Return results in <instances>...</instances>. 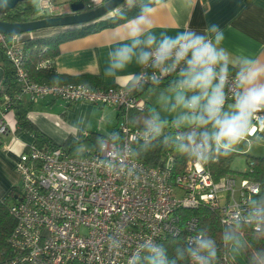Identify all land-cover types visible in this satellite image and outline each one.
I'll use <instances>...</instances> for the list:
<instances>
[{
    "label": "built area",
    "instance_id": "2783aa9c",
    "mask_svg": "<svg viewBox=\"0 0 264 264\" xmlns=\"http://www.w3.org/2000/svg\"><path fill=\"white\" fill-rule=\"evenodd\" d=\"M91 1L94 0H87L89 8ZM40 2L45 11L42 16L67 13L53 12L57 7L51 0ZM68 7L70 10V3ZM15 38L16 35L0 33V48L14 69L19 97L27 95L32 102L49 97L68 103L85 101L114 107L118 111L119 139L105 138L89 154H71L61 147L38 148L33 143L23 145L15 163L21 180L20 193L10 205L16 219L10 237L14 262L137 264L146 254H154L152 247L161 248L165 238L184 231L190 248L189 263L201 264L192 255L196 251L203 261L206 257L196 243L197 239L203 240L198 219L190 216L181 221L178 212L201 205L214 210L223 225L247 224L255 232L264 227L259 183L244 174L214 179L206 163L211 145L193 152L202 139L194 138L195 145H190L192 158L176 174L171 172L168 152L155 166L143 164L133 156V144L147 142L157 125L153 119L144 126L130 122V111H142L146 106L135 90L182 69L186 60L176 58L180 45L172 47L171 56L162 63L157 61L161 48L150 50L128 86L93 87L84 83L33 81L24 67V51ZM213 71L219 83L223 79V108L235 103L241 93L242 72L224 71L218 63ZM3 98L8 99L6 95ZM188 106L195 113L193 104ZM3 114L0 109V137L11 132ZM160 128L177 142L198 132L195 123L188 130L176 121ZM257 132L264 134V109L253 113L245 136L252 137ZM232 262L223 253L219 264Z\"/></svg>",
    "mask_w": 264,
    "mask_h": 264
},
{
    "label": "crops",
    "instance_id": "0c3cea01",
    "mask_svg": "<svg viewBox=\"0 0 264 264\" xmlns=\"http://www.w3.org/2000/svg\"><path fill=\"white\" fill-rule=\"evenodd\" d=\"M55 30L21 33L19 43ZM218 33L222 36L219 42L215 39ZM189 34L203 36L224 53L225 58L218 62L222 69L232 67L246 76L264 68V0H161L126 22L62 41L51 64L62 74L94 77L92 80L98 81V85H90L93 87L128 86L150 50L161 48L166 42L179 45L176 41ZM257 83L264 84V77ZM3 87L0 67V91ZM149 87L139 93L142 98ZM143 100L148 112L143 113L142 122H146L155 117L149 102ZM233 105L228 103L224 108ZM3 118L11 132L0 137V198L13 186L17 153L23 145L33 143L30 134L14 132L15 121L10 112L4 113ZM28 118L51 140L61 144L68 136L77 137L81 132L109 135L116 127L118 111L111 106L104 110L99 104L68 103L47 97L32 102Z\"/></svg>",
    "mask_w": 264,
    "mask_h": 264
},
{
    "label": "trees",
    "instance_id": "16d2710c",
    "mask_svg": "<svg viewBox=\"0 0 264 264\" xmlns=\"http://www.w3.org/2000/svg\"><path fill=\"white\" fill-rule=\"evenodd\" d=\"M82 1L86 10L91 8L87 7V0ZM105 1L107 0L103 2ZM159 1L161 0H125L116 12H111L93 22L73 28L51 27L57 29L47 35H35L27 38L21 43V48L25 54V70L30 78L36 82L85 83L89 86H97L98 81H93L92 79L95 78L92 76L84 74L70 76L55 70L51 60L58 53V45L62 41L126 22ZM39 17L45 16L35 14L31 0L18 2L13 8L0 13L1 19L12 22L27 21ZM43 62H46L45 66H40ZM0 67L2 68V84L4 86V89L0 91V109L3 113L10 112L12 114L15 121L14 132L24 131L30 134L35 147H61L71 154H89L98 149L105 138L119 139V131L116 124V127L109 135L99 132H81L77 137L68 136L61 144L55 143L28 118L32 101L25 102L22 97H19V87L14 75V69L1 48ZM186 70L187 63L185 61L179 71H174L167 77L149 85H143L138 90H135V93L139 95L141 90L146 89L148 86H164L176 83L179 88L181 87L184 90L188 103H192L194 98L199 99V103L193 105L194 114L197 118L194 123L197 124L198 132L186 135L181 141L177 142L164 135L155 118L150 117L146 122H142V119L145 120L143 113L148 112L145 110L146 106L142 111L131 110L130 122L133 125L144 126L153 119L157 124L155 130H158H154L153 135L147 142H135L133 144V156L143 164L155 166L163 158L164 154L168 152L172 159L171 172L176 174L182 171L185 162L192 158L189 137L203 140L204 135H208V143L211 148L206 163L213 178L217 179L223 175H236L235 171L229 167L232 159L231 151L215 147L214 141L211 139L213 123L207 114V95L210 94L211 89L205 93L198 88H188L184 83L185 76L183 73ZM223 70L238 72L237 69L228 66L224 67ZM217 84L220 83L214 78L213 85ZM3 95H6L8 99H4ZM201 121H204V123H201ZM165 122L161 126L165 125ZM189 126L183 127L188 130ZM181 144L185 145L187 150H181ZM81 147H84V150L77 153V150ZM73 151L75 153H72ZM246 161L248 168L240 175L244 174L259 183L261 190L258 199L264 202V155L248 156ZM249 162H252V164L249 165ZM19 193L20 187L13 185L7 195L0 198V264H20L14 262L15 250L10 243V237L16 225V219L10 211V205L19 197ZM178 212L181 221L190 216L197 217L198 231L202 234L203 240L211 244L210 249L204 250L206 253L204 264H219L223 253H226L233 260L232 264H264V227L260 231L255 232L247 224L223 225L219 222L215 211L206 205H201L196 209H180ZM161 249H163L165 264H190L188 260L190 248L184 240V231L176 236L165 238ZM156 259L155 254H146L137 264H153Z\"/></svg>",
    "mask_w": 264,
    "mask_h": 264
},
{
    "label": "clouds",
    "instance_id": "9594fccd",
    "mask_svg": "<svg viewBox=\"0 0 264 264\" xmlns=\"http://www.w3.org/2000/svg\"><path fill=\"white\" fill-rule=\"evenodd\" d=\"M213 31H216L215 28ZM215 39L219 42L222 36L218 33ZM176 43L180 45V49L176 53L177 60H186L187 63V71L184 73L185 85L190 89L198 88L205 93L211 89L210 94L207 95V114L213 123L214 129L211 139L218 147L228 148L236 144L241 136L247 133L253 113L264 109V84L257 83L261 77H264V68L249 72L246 76L241 74L239 79L243 91L235 98L234 112L222 114L221 110L224 103L223 79L221 78L220 84L213 85V79L215 78L213 67L225 58L224 53L222 51L218 52L210 42L205 41L203 36L189 34L181 37ZM172 47L174 45L168 42L161 47L157 55L159 63L171 56ZM122 58L126 59V57ZM116 66L122 67V64ZM192 103L193 105L199 103V99L194 98ZM201 123H204V121H201ZM208 140L209 136L204 135L202 144L196 145L193 152L206 150ZM189 145H195L193 137H189ZM180 148L181 150H187L183 144L180 145ZM196 243L201 250L211 248L208 241L197 239ZM150 251L157 257L153 264H165L163 249L152 247ZM192 255L201 261V264H204L198 252L193 251Z\"/></svg>",
    "mask_w": 264,
    "mask_h": 264
},
{
    "label": "rangeland",
    "instance_id": "374dc122",
    "mask_svg": "<svg viewBox=\"0 0 264 264\" xmlns=\"http://www.w3.org/2000/svg\"><path fill=\"white\" fill-rule=\"evenodd\" d=\"M69 1L70 0H51L53 6L57 7L53 9V12L61 11V13H66L69 10L68 4L76 0H72L70 2ZM103 1L104 0H94L93 2L91 1V7H96L99 4L103 3ZM31 2L36 15L45 14L40 0H31ZM19 38L20 34H17L15 38L17 43H19ZM143 98L146 99L151 105L150 111H152V113L154 114V117L156 118L157 124L159 126H161L165 121H167L165 122V124L176 121L180 122L183 126H188L193 124L197 119L196 115L191 111L192 108L188 106V102L184 95V90L180 89L176 83L164 86H150L147 90L144 91ZM23 100L25 102L29 101L28 96L24 95ZM36 101H34V103ZM36 106H38V104H36ZM103 107L104 110H109L110 106ZM233 112L234 108L231 106L228 108H224L225 114H231ZM212 131H214V129H212ZM214 146L218 147L215 142ZM218 148L231 151L230 154L232 159L229 167L231 170L235 171L236 175H240L248 168V163L246 161L248 156L264 155V134L257 132L255 136L248 138H245L244 134L236 144L228 148ZM83 150L84 147H81L77 150V153H80ZM72 153L75 152L73 151ZM12 185L17 187L21 186L20 176L18 174L14 173Z\"/></svg>",
    "mask_w": 264,
    "mask_h": 264
},
{
    "label": "water",
    "instance_id": "95a60500",
    "mask_svg": "<svg viewBox=\"0 0 264 264\" xmlns=\"http://www.w3.org/2000/svg\"><path fill=\"white\" fill-rule=\"evenodd\" d=\"M27 0H0V13L13 8L18 2ZM125 0H107L96 7L85 9L80 0L71 2L70 13L39 17L27 21H7L0 18V33L4 35H17L42 28L64 27L73 28L93 22L105 15L116 12Z\"/></svg>",
    "mask_w": 264,
    "mask_h": 264
},
{
    "label": "flooded vegetation",
    "instance_id": "af4514ba",
    "mask_svg": "<svg viewBox=\"0 0 264 264\" xmlns=\"http://www.w3.org/2000/svg\"><path fill=\"white\" fill-rule=\"evenodd\" d=\"M70 4H71V3H70ZM67 13H70V10H69V11H67ZM67 13H66V14H67Z\"/></svg>",
    "mask_w": 264,
    "mask_h": 264
}]
</instances>
